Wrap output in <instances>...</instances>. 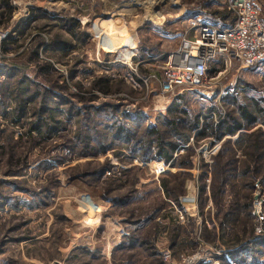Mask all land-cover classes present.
Returning a JSON list of instances; mask_svg holds the SVG:
<instances>
[{"label": "rangeland", "instance_id": "rangeland-1", "mask_svg": "<svg viewBox=\"0 0 264 264\" xmlns=\"http://www.w3.org/2000/svg\"><path fill=\"white\" fill-rule=\"evenodd\" d=\"M228 1L16 0L14 5L15 0H0V32L16 36L20 25L34 20L17 44L4 48L6 41L0 43V202L6 200L0 208V264H175L196 253L202 257L199 264H222L223 257L236 264L226 249L233 236L242 241L237 251L251 247L256 256L238 264H264V176L230 181L215 200L214 176L204 165H212L222 143H194L192 169L156 161L128 165L115 151L81 157L80 148L71 149L62 163L61 155L70 152L64 149L74 138L75 122L65 123L56 137L34 149L35 142L26 138L18 142L24 130L14 129L9 121L15 108L11 88L22 78L17 67L25 70L30 94L37 99L26 120L38 119L33 112L48 90L46 98L56 104L52 108L59 120H72L76 112L113 120L115 110L118 120L156 125L175 99L160 92V81L169 55L186 36L188 21L210 20L228 27L234 22ZM259 5L264 16V0ZM11 17L20 18L18 28L13 29ZM52 37L69 41L72 49L52 53ZM38 46L35 63L31 60ZM100 76L125 85L108 95L91 92ZM184 95L195 111L200 105L212 108L209 117L215 121L221 119L214 109L225 117L233 100H257L264 107V63L250 69L216 63L208 85ZM236 158L242 162L241 153ZM105 165L109 171L97 179ZM18 172L20 176H13ZM165 182L169 197L161 190ZM235 204L238 217L228 230L225 227L223 238L224 216Z\"/></svg>", "mask_w": 264, "mask_h": 264}, {"label": "trees", "instance_id": "trees-1", "mask_svg": "<svg viewBox=\"0 0 264 264\" xmlns=\"http://www.w3.org/2000/svg\"><path fill=\"white\" fill-rule=\"evenodd\" d=\"M3 15L2 13L0 16ZM33 21L31 19L20 25L16 36H10L3 43V47L5 48V45L9 44H17L18 40L26 35L25 32ZM42 31H44L43 28L40 32ZM79 35L81 38L86 36L84 33ZM42 44L43 42L40 43V46ZM40 46L37 47L31 60L35 63L38 62V49ZM70 49H72V45L69 41L63 42L59 37L51 38L50 51L52 53L69 52ZM45 68L48 71L52 70L49 63H46ZM18 70L22 72V78L15 80L11 88L15 108L12 113V117H14L9 120L11 127L16 130H24L20 134L18 142H22L24 138L35 143L38 141L39 144H33V148L37 149L41 146V143L51 140L63 131L65 123L75 122L74 124L77 127L75 128L74 138L67 141L70 144L65 146L66 150L64 149V151L70 152L61 155L62 163H65V159L72 153V150L80 148L79 155L81 157H97L105 155L109 151H115V156L117 158L123 156L121 161L128 165L133 164L134 161L145 164L156 161L170 168L192 169L197 154L194 143L203 139H211L212 145L222 143V148L214 157L212 165L210 167L204 165L205 169L210 168L214 176L213 197L215 200L216 197L221 199L230 181L237 180L239 177H248L252 180L264 176V107L257 100L254 102L250 100L249 104H238L236 100H233L231 102L232 109L225 117L221 115L218 109L213 108L218 118L221 119L215 121L209 117V109L212 108L200 105L199 110H193L188 104V97L184 95L186 93L184 92L174 99L168 107L166 115L158 117L156 125L147 127L139 120L130 122L126 119L118 120L115 118V110L112 112L113 120H95L91 112L87 113V118H84L83 113L76 112L74 115H70L72 120H63V118L59 120L60 114L52 108L55 103L51 105V98H46V94H49V91L46 90L41 95L42 98L38 103L39 108H36V111L33 112L38 119L26 120L37 99L30 94L32 92L30 90V80L24 74L25 70L16 67L15 71ZM11 71L13 70L10 69L9 72ZM7 77L14 79L16 75L13 74L10 77L7 75ZM71 77L75 78V75H71ZM123 85H125L123 80L114 81L107 76H100L93 83L91 92L96 91L108 95L115 93L117 86ZM76 86L81 89L80 85L77 84ZM71 112H73L72 107L69 108V114ZM98 113V110L95 111L96 115ZM259 125L262 127L254 130ZM15 143L17 144V142ZM239 153L242 155V162L239 158H236ZM227 155H229L228 160L223 163L222 161ZM179 159H183L185 162L180 160L178 163ZM240 162L241 165H244L243 167H240ZM10 163L13 162L10 161ZM105 166L100 167L97 179L109 171L108 165ZM20 175L19 172L13 174L16 177ZM161 190L168 197L172 195L167 182L161 184ZM175 202L178 203V200H175ZM5 203L6 200L0 202V208H3ZM237 207L239 206L236 204L230 206L231 211L224 216L225 224L221 225L223 238L226 233L225 227L228 230V226L234 225L238 217L235 216L239 210ZM244 208L248 210L249 206H244ZM241 242L238 236H233L226 247L227 250H230L228 251L229 259L236 264L247 258L254 259L256 257L251 247L241 252L237 251L239 249L237 247ZM222 264H228L226 257L222 258Z\"/></svg>", "mask_w": 264, "mask_h": 264}, {"label": "built area", "instance_id": "built-area-1", "mask_svg": "<svg viewBox=\"0 0 264 264\" xmlns=\"http://www.w3.org/2000/svg\"><path fill=\"white\" fill-rule=\"evenodd\" d=\"M228 3V10L234 19L228 27L210 20L188 21L186 36L175 52L169 55V63L161 77L162 94L176 98L184 92L203 89L208 85L210 68L216 63L225 66L236 63L244 69L264 63V17L259 0H229ZM190 33L192 35L188 37ZM9 36L8 32H0V43ZM182 56H185V61ZM134 57L128 58L130 63ZM202 94L211 95L209 92ZM201 260L202 257L196 253L182 256L175 264H199Z\"/></svg>", "mask_w": 264, "mask_h": 264}, {"label": "crops", "instance_id": "crops-1", "mask_svg": "<svg viewBox=\"0 0 264 264\" xmlns=\"http://www.w3.org/2000/svg\"><path fill=\"white\" fill-rule=\"evenodd\" d=\"M15 2H16V0H15ZM15 2H13V4H14ZM16 3H17V2H16ZM28 4H29V3H28ZM14 5H15V4H14ZM260 11H261V8H260ZM261 14H262V13H261ZM16 17H18V16H16ZM262 17H264L263 14H262ZM19 19H20V18H18V19H17V18H12V17L9 18L10 23H11L12 25H14V26H13V29L18 28V26H19L18 24H19V21H20ZM85 19H86V18H85Z\"/></svg>", "mask_w": 264, "mask_h": 264}, {"label": "water", "instance_id": "water-1", "mask_svg": "<svg viewBox=\"0 0 264 264\" xmlns=\"http://www.w3.org/2000/svg\"><path fill=\"white\" fill-rule=\"evenodd\" d=\"M181 59H182L183 61H185V60H186V59H185V56H182V58H181ZM188 61H194V60H190V59H189ZM177 65H178V64L176 63V64H175V66H177ZM256 198H258V196H257Z\"/></svg>", "mask_w": 264, "mask_h": 264}]
</instances>
